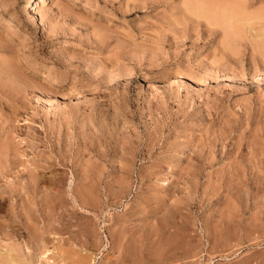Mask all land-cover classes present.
<instances>
[{
	"label": "rangeland",
	"instance_id": "374dc122",
	"mask_svg": "<svg viewBox=\"0 0 264 264\" xmlns=\"http://www.w3.org/2000/svg\"><path fill=\"white\" fill-rule=\"evenodd\" d=\"M0 175V264H264V0H0Z\"/></svg>",
	"mask_w": 264,
	"mask_h": 264
},
{
	"label": "bare ground",
	"instance_id": "6f19581e",
	"mask_svg": "<svg viewBox=\"0 0 264 264\" xmlns=\"http://www.w3.org/2000/svg\"><path fill=\"white\" fill-rule=\"evenodd\" d=\"M27 1H30V0H27ZM2 176L3 175H0V181L2 180ZM25 185L27 186V183L24 182V181H22L21 178H17L13 182L4 181L2 184H0V202H2V201L11 202L14 199L15 200H17V199L18 200L23 199V197L26 194H28V192H29V191L25 190L26 189ZM51 185H52V187H50L48 190L45 191V190H42L41 187L38 185V182L36 180H34L32 182V184H31V186H30L31 187L30 191L35 196H41V194H43L44 191H45V198H43V199H45L47 209L50 210V211L54 210V208L56 206L55 200L59 196L57 194V192L54 189H52V188H54L55 183L54 184H51ZM63 197H66V198H64L65 200L68 199L67 198L68 197V194L67 195L65 194V195L61 196V198H63ZM44 206L42 205V207L36 208V209L33 210V215H34L35 218L38 217V214H39L38 212H41ZM14 217L15 216L13 215V218ZM12 222H13V220L11 218H9V219H7V222L5 223V225H12Z\"/></svg>",
	"mask_w": 264,
	"mask_h": 264
}]
</instances>
